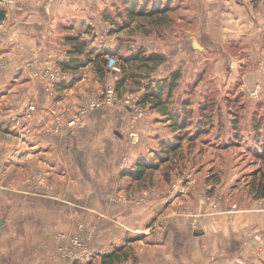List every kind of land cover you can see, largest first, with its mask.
I'll return each instance as SVG.
<instances>
[{"label": "crops", "instance_id": "crops-1", "mask_svg": "<svg viewBox=\"0 0 264 264\" xmlns=\"http://www.w3.org/2000/svg\"><path fill=\"white\" fill-rule=\"evenodd\" d=\"M114 1L119 0H12L6 4L0 32V109L18 116L19 121L12 122L16 126L8 129L20 127L24 153L13 154L12 140L9 143L7 135L1 134L0 162L12 159L17 166L6 164V169L13 170L0 173V264H102V256L115 248L123 258L115 264H231V258L247 257L256 240L245 226L252 229L254 217L262 223V207L230 209V215L213 213V204L197 202L191 186L182 193L178 192L181 187L171 189L161 179L158 189L152 184L158 177L151 174V168L140 179L120 174L124 143L117 126L124 124L126 111L116 106L97 109L81 126L69 128L63 122L60 132L43 133L53 127L50 106L59 112L74 111L85 96L97 91L80 69L92 63L90 57L109 48L92 45L91 37L103 33L107 25L114 26L107 14ZM156 1L151 0V10ZM204 2L196 0L194 11L181 5L180 13L168 12L166 7V20L157 24L165 36L155 41L165 47L160 50L166 61H177V52L187 54L185 59L190 61L189 54L202 55L210 44L230 49L227 39L245 37V3L250 0H206L212 3L213 17L217 12L220 17L213 28L210 16L205 15L208 7L200 5ZM143 17L136 15L135 19ZM79 40L85 41L89 57L70 53ZM77 57L84 59V67H74ZM28 61L37 65L55 62L62 68L65 62L63 69L70 80L59 85L57 99L25 67ZM31 101L38 105L37 111L27 119L24 113ZM44 157L50 164L39 166ZM30 161L38 166L28 171ZM149 191L153 196L142 199ZM162 191L172 201H157ZM248 218L249 224L245 223ZM242 219L246 220L243 225ZM82 220L86 224L80 235L84 247L79 248L72 241L77 233L72 232ZM246 233L251 238H245ZM60 245L75 253V263L62 259Z\"/></svg>", "mask_w": 264, "mask_h": 264}, {"label": "rangeland", "instance_id": "rangeland-1", "mask_svg": "<svg viewBox=\"0 0 264 264\" xmlns=\"http://www.w3.org/2000/svg\"><path fill=\"white\" fill-rule=\"evenodd\" d=\"M137 1V9L139 5L145 4L146 9L149 10L153 5L151 0ZM183 1L184 4L182 0H169L167 3L159 0L155 4L165 9L168 7V12L180 13L177 9L181 5L183 7L188 5V8L194 11L196 0ZM126 2L127 0H119L110 3L107 14L114 26L107 25L103 33L97 35L95 32L91 37L92 45L97 48L99 46L109 47L107 49L115 52L117 63L122 62L126 67L125 73L136 74L135 77L128 75L121 83L118 88L119 99L115 103L97 108L106 109L116 106L126 111L124 124L117 126L124 143L121 148L123 153L122 163L119 165L120 174H123L125 170L134 169L136 160L142 158L151 163V174L158 177L157 181L152 183L154 186L159 189L160 185L157 184H160L161 179V183H168L171 189L181 187L182 190L178 192L182 191V193H187L191 186V194L196 197L197 202L209 201L213 204V213L220 212L230 215L232 214L230 209L262 207V223L257 222L258 218L254 217L251 223L253 228L249 229V226H245L247 231L252 232L250 234L253 242L256 240L253 247L247 250V257L231 258V264H264V196H260L264 188V0H250L245 3L247 11L245 37H235L233 41L227 39L230 49H219L215 45H206L201 51L202 55L195 52L189 54L190 61L185 59L187 54L177 52V56L179 55L177 58L180 57V60L175 61L174 58L173 61L165 60L150 74V79L156 81L175 69L179 68L181 71L179 83L171 98L166 100L167 105L162 109L154 108L152 101L143 99L149 76L145 77L142 74L144 72L139 70L137 63L125 64L123 57L130 56L139 48L147 53L150 49L152 51L157 49L158 53H161L160 49L164 50L163 44L158 45L155 41H158L156 38L165 36V32L160 29L162 25L157 26V24L164 23L165 14L163 12L160 16L156 14L157 18L145 15L136 20L137 14L129 15L126 6L128 2ZM6 4L10 5L9 0H0V7L5 11H7ZM200 5L208 7L205 15L208 19L210 16L211 28L216 27L213 23H218L220 17L218 12L217 17H213L212 3L207 4L205 0L204 5L202 3ZM173 16L176 17V14ZM4 24L5 20H1V33H3ZM138 25L142 26V31H139ZM94 28V26L91 28L92 31L95 30ZM96 35L98 38H95ZM197 58H203V60L195 61ZM192 59L194 61H191ZM100 61L96 65L92 62L80 69L81 73L85 74L86 81L90 82L97 92L110 83L113 77L107 66L104 68L105 73L100 75L96 70L98 65L103 63ZM116 73L119 78L125 75L124 71ZM97 92L93 91L94 94ZM125 94L139 97L140 106L144 109L143 115H136L130 107L123 103L120 97ZM166 109L176 110L179 113L176 118L180 121L184 119L180 130L169 129L172 120L164 114ZM17 117V115L4 113L3 109H0V139L3 138L2 133L6 134L9 143L12 140L13 146L10 148L13 154L18 153L20 156L21 152L24 153L21 147V129L19 126V129H8V127L16 126L17 123L12 122L15 120L18 122ZM132 128L140 134V140L137 143L129 140L128 132ZM48 129L43 133L54 131L52 128L50 130V127ZM176 134L182 136L180 146L174 138ZM171 139H174L177 143L175 145L178 146L175 148L176 151L167 154L161 150L165 149L161 142ZM28 150H32V147L28 146ZM161 155L168 156V158L161 161ZM124 158H126L125 166ZM48 160L44 157L43 163L38 165L47 166L50 164ZM9 161L0 162V173L9 170V168L6 169V164L15 165L16 163L12 159ZM34 164L35 162H28V167L26 166L28 171L38 166ZM12 170L13 167L9 171ZM149 192L142 194V199L148 197L149 194L153 196V191ZM156 197L159 202L172 201L171 195L166 200L163 191ZM140 201L141 199L138 200ZM234 213L241 214L240 212ZM237 218L240 217L237 216ZM246 220L242 219V225L245 221L249 224L251 219ZM85 225L82 220L72 233L83 236ZM257 234L259 237H256ZM247 237L251 238L246 233L245 238Z\"/></svg>", "mask_w": 264, "mask_h": 264}, {"label": "trees", "instance_id": "trees-1", "mask_svg": "<svg viewBox=\"0 0 264 264\" xmlns=\"http://www.w3.org/2000/svg\"><path fill=\"white\" fill-rule=\"evenodd\" d=\"M128 2V3H127ZM127 11L129 13V15L133 16V15H141L143 14L145 15H151V16H156L157 13H164V11L166 10L164 7H159L156 5L155 8H153V10H147L145 8V4L141 5L140 8L137 9V0H127ZM125 3V2H124ZM5 18V10L0 7V21L3 20ZM71 40H77L76 37L70 38ZM75 46L73 49L70 50V53H74V54H78V56L85 54L88 56V53H85V48L84 46H86V43L84 40H79L77 41V43H74ZM115 52L113 50L110 49H103L101 51H99L97 54H95L93 57H90V62H94V65L98 64V62L100 60V62H103L101 65H98V72L100 73V75H103L105 73V66L107 63V56L108 55H115ZM89 57V56H88ZM124 58V63L125 64H135L137 63L139 70H143L144 76L148 77V83L145 86V91L143 93V99L145 100H150L152 101V106L155 108H160L162 109L164 106L167 105V99L169 100L173 94L174 89L176 88V86L179 83V80L181 78V71L178 69H175L173 71H171L168 75H166L165 77L158 79L156 81H153V79H150V74L156 70V68L162 64L166 58L162 53H158L156 51H151L149 53H147L144 49L139 48V50H137L135 53L131 54L130 56H125ZM88 59V58H87ZM99 60V61H98ZM75 64L74 67L75 68H79L81 66H83L85 63L84 59L81 58H75L74 59ZM88 62V61H87ZM61 64L63 65V68H65L66 64L65 62H61ZM122 71H124L125 75H122L117 83V87L119 88V86L121 85V83H123V81L127 78L128 75H131L132 77H135L136 74L133 73L134 75H132L131 73H125L126 71V67L123 66V63H119ZM140 75V73H138ZM164 114H167L169 116V118L172 120V122L170 123V129H175V130H180L181 127L183 126L184 123V119H182L181 121L179 119H177L176 117L179 116V113L174 110L172 111L167 110L164 112ZM169 119V120H170ZM174 138L179 142L178 145L180 144V141L182 139V136L180 134H176L174 135ZM176 141V142H177ZM163 146H165V149H161L162 151H164L167 154L172 153L174 150L176 151V146L175 145L177 143H175L174 139H171L170 141L166 140V141H162L161 142ZM180 146V145H179ZM166 158H168V156H162L161 155V161L165 160ZM151 166V163L145 161V159H138L136 160V163L134 165V169H130V170H125L124 174H129L131 175L133 178L135 179H140L144 172L146 171V169H149ZM260 196H264V188L261 191V195ZM119 248L117 249H113L111 252L104 254L102 256V264H115L117 261L123 259L122 258V254L120 255L118 253ZM128 257V253L124 252V258Z\"/></svg>", "mask_w": 264, "mask_h": 264}, {"label": "built area", "instance_id": "built-area-1", "mask_svg": "<svg viewBox=\"0 0 264 264\" xmlns=\"http://www.w3.org/2000/svg\"><path fill=\"white\" fill-rule=\"evenodd\" d=\"M11 2L12 0H9V3ZM6 13L7 11H5V17ZM116 60L117 58L115 55L107 56L106 66L107 69L109 68L108 71H110L113 75L112 81L110 83H107V85L99 92L96 91V94L92 92L91 94L86 96L83 100L80 101L74 111L65 110L63 112H59L55 109V107H49V115H52L54 119V123L52 124L53 127L51 128L55 132L61 131V124H63V122L69 128L81 126L84 123L86 116L90 112L103 105L115 103L119 99L117 83L120 78L116 72L119 73L120 71H122V68ZM25 67L33 71V76L42 81L43 85L46 87L49 94L54 99H57V88L59 87V85L70 80L68 72H66L59 64L55 62H52L48 65H37L35 61H28L26 62ZM120 98H122L123 103L130 107L131 110L136 113V115L141 116L144 114V109L140 106L141 101L138 96L135 97L132 94H125ZM37 106L38 105L32 101L28 103L27 109L24 113L27 119L33 118L35 116ZM17 120L19 121L18 118ZM45 130H49L48 127ZM128 134L129 140L132 143H137L140 140V134L138 131H135L134 128L129 130ZM125 160L126 158H124L123 160L124 166ZM72 241L76 242L78 246L84 247L83 240L80 235H75L72 238ZM59 249L62 250V259H68L71 263H75L74 260H76V257L73 251L64 248L63 245H60Z\"/></svg>", "mask_w": 264, "mask_h": 264}, {"label": "water", "instance_id": "water-1", "mask_svg": "<svg viewBox=\"0 0 264 264\" xmlns=\"http://www.w3.org/2000/svg\"><path fill=\"white\" fill-rule=\"evenodd\" d=\"M193 44H195V45H196V44H197V41H196V40H194V41H193Z\"/></svg>", "mask_w": 264, "mask_h": 264}]
</instances>
